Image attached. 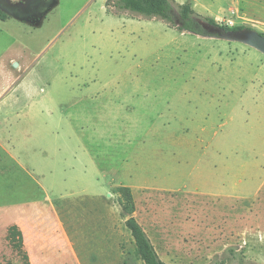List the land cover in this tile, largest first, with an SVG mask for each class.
Returning a JSON list of instances; mask_svg holds the SVG:
<instances>
[{"label": "rangeland", "instance_id": "374dc122", "mask_svg": "<svg viewBox=\"0 0 264 264\" xmlns=\"http://www.w3.org/2000/svg\"><path fill=\"white\" fill-rule=\"evenodd\" d=\"M106 0H0V264H264V55ZM264 36V0H174ZM18 64L14 67V64Z\"/></svg>", "mask_w": 264, "mask_h": 264}, {"label": "trees", "instance_id": "16d2710c", "mask_svg": "<svg viewBox=\"0 0 264 264\" xmlns=\"http://www.w3.org/2000/svg\"><path fill=\"white\" fill-rule=\"evenodd\" d=\"M112 3V4H111ZM111 7L118 11H125L131 14L147 18L157 19L168 26L175 28L180 32H186L196 36H204L205 32L201 29L197 20H203L209 24L216 25L215 21L210 18H201L196 16L192 8L187 3L178 4L174 0H106L105 7ZM0 19L5 20V14L0 12ZM179 21L180 26L176 25ZM226 31H237L242 29L250 30L245 27H222ZM262 35V34H261ZM119 196V206L124 217H128L124 225L133 238L135 252L143 264H165L156 253L148 236L132 216L134 212L133 197L131 189L126 186H119L115 189ZM8 244L22 256L27 264L28 259L22 250L23 237L19 229L12 225L7 228L5 236Z\"/></svg>", "mask_w": 264, "mask_h": 264}, {"label": "water", "instance_id": "95a60500", "mask_svg": "<svg viewBox=\"0 0 264 264\" xmlns=\"http://www.w3.org/2000/svg\"><path fill=\"white\" fill-rule=\"evenodd\" d=\"M175 23L177 26L181 25L179 21H176ZM197 23L205 32V35L203 36L205 38L237 41L253 48L254 50L264 55V36L253 29L226 31L220 26L209 24L203 20H197ZM13 66L16 67L17 64L15 63ZM127 218L128 217H126V219Z\"/></svg>", "mask_w": 264, "mask_h": 264}, {"label": "bare ground", "instance_id": "6f19581e", "mask_svg": "<svg viewBox=\"0 0 264 264\" xmlns=\"http://www.w3.org/2000/svg\"><path fill=\"white\" fill-rule=\"evenodd\" d=\"M17 66H18V64H17ZM17 66H16V67H17Z\"/></svg>", "mask_w": 264, "mask_h": 264}]
</instances>
